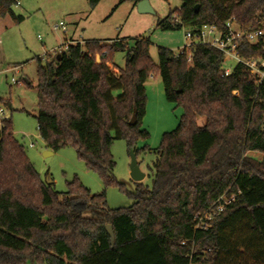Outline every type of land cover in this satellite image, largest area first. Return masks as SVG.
Returning <instances> with one entry per match:
<instances>
[{
  "label": "trees",
  "instance_id": "1",
  "mask_svg": "<svg viewBox=\"0 0 264 264\" xmlns=\"http://www.w3.org/2000/svg\"><path fill=\"white\" fill-rule=\"evenodd\" d=\"M180 2L157 28L210 24L223 31L231 21L264 31V0ZM13 4L0 0V18L19 23ZM149 47L141 37L132 45L84 40L36 58L35 119L45 148L73 147L104 187L115 183L113 140L124 139L137 155L136 141L148 137L141 121L150 76L160 77L165 99L183 111L152 150L151 187L134 182L125 208L107 207L104 192L91 193L76 177L64 192L45 183L9 121L0 142V264H264V79L250 80L240 62L225 74L224 54L209 44L192 43L190 63L186 49L163 47L155 63ZM118 51L125 62L114 72ZM237 54L264 58V35L242 41ZM223 195L233 199L203 218ZM199 217L205 228L195 227Z\"/></svg>",
  "mask_w": 264,
  "mask_h": 264
},
{
  "label": "rangeland",
  "instance_id": "2",
  "mask_svg": "<svg viewBox=\"0 0 264 264\" xmlns=\"http://www.w3.org/2000/svg\"><path fill=\"white\" fill-rule=\"evenodd\" d=\"M147 2L151 12H139L135 0H99L94 4L90 0H19L18 6L12 5V11L23 17L21 22L15 23L9 15L0 18V69L19 67L17 73H7L6 80L0 74V97L7 99L6 115L10 117L15 138L24 146L26 156L40 178L51 183L57 192H64L67 183L76 177L91 193L104 192L107 207L125 208L133 202L131 194L135 191V184L129 175L130 156L124 139L112 142L110 151L115 161V183L106 187L96 173L85 167L73 147L45 153L50 150L45 148L39 136L35 119L36 58L63 47L69 38L104 42L122 40L128 45H132L136 38H145L150 42L149 54L155 63L158 47L177 53L189 43L185 38L186 28L161 30L155 22L179 8L180 0ZM60 21L65 31L54 29ZM186 53L190 63L188 50ZM124 62L123 51L114 53L111 70L117 72L116 68H122ZM236 63V58L224 56L222 67L230 71ZM11 77L19 83L10 85ZM144 87L146 107L141 126L148 132V137L137 140L135 149L138 151V168L144 174L141 182L150 188L152 163L156 158L152 150L159 146L163 133L176 127L183 109L165 99L158 75L150 76ZM203 123L204 118L197 119L198 125ZM31 141L34 145L28 146ZM248 155L257 159L262 157L258 152H249Z\"/></svg>",
  "mask_w": 264,
  "mask_h": 264
},
{
  "label": "built area",
  "instance_id": "3",
  "mask_svg": "<svg viewBox=\"0 0 264 264\" xmlns=\"http://www.w3.org/2000/svg\"><path fill=\"white\" fill-rule=\"evenodd\" d=\"M14 5L18 6L19 0H14ZM174 21H177V19L175 18ZM54 29H61L65 31V26L63 22L60 21L57 25L54 26ZM262 35H264V31H262L261 29L240 30L236 28L231 21H227L225 23V29L223 31H219L215 25L203 24L196 28H186L185 38L187 39V41H189V43L177 53H181L183 49L188 50L189 46L192 43L209 44L221 51L224 56H231L233 58H236L237 62L242 63L247 68L250 74L249 79L259 84L261 80L264 79V58L257 60L241 59L237 54V47L242 41L255 43ZM83 43L84 40L82 39H68L63 44V47L53 49L52 53H60L67 50L69 45H82ZM18 69V66H10L8 68L0 69V74H3L6 80L7 73L15 74L18 72ZM224 72L225 74H228L230 71L224 70ZM18 83V80H15L14 77H11L9 79L10 85H15ZM6 107L7 99L0 97V142L4 138L7 125L10 121V117L6 115ZM33 145L34 143L32 141L28 144V146ZM232 199V197L227 198L224 195L219 197L215 201L214 207L204 213L203 218H205L206 220L212 219L214 216L218 215ZM201 219V217L198 218V222L195 226L196 228H205V226L207 225V223H201Z\"/></svg>",
  "mask_w": 264,
  "mask_h": 264
},
{
  "label": "water",
  "instance_id": "4",
  "mask_svg": "<svg viewBox=\"0 0 264 264\" xmlns=\"http://www.w3.org/2000/svg\"><path fill=\"white\" fill-rule=\"evenodd\" d=\"M136 6H137V10L139 12H151L152 11L150 6L148 5L147 0H138L136 2ZM24 81H25V83H27V80H24ZM129 123L130 124H134L135 123V111L132 114ZM45 153L51 154L52 152L51 151H46ZM129 156H130V164H129V169H130L129 175H130V178L134 182H140L144 178V174L142 172H140V170L138 168L136 155H135L133 149H129ZM47 184H50V183H47ZM105 228H106L107 233L110 236V240L112 241L113 238H114V235H113V231H112L111 225L108 224V225H106Z\"/></svg>",
  "mask_w": 264,
  "mask_h": 264
},
{
  "label": "crops",
  "instance_id": "5",
  "mask_svg": "<svg viewBox=\"0 0 264 264\" xmlns=\"http://www.w3.org/2000/svg\"><path fill=\"white\" fill-rule=\"evenodd\" d=\"M69 39H75V38H69ZM82 40H85V39H82ZM118 70V68H116Z\"/></svg>",
  "mask_w": 264,
  "mask_h": 264
}]
</instances>
